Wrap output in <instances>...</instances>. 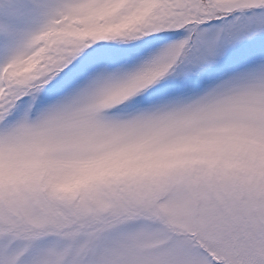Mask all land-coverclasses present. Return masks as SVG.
Returning a JSON list of instances; mask_svg holds the SVG:
<instances>
[{
    "label": "snow or ice",
    "instance_id": "6c2138e0",
    "mask_svg": "<svg viewBox=\"0 0 264 264\" xmlns=\"http://www.w3.org/2000/svg\"><path fill=\"white\" fill-rule=\"evenodd\" d=\"M0 264H264V0H0Z\"/></svg>",
    "mask_w": 264,
    "mask_h": 264
}]
</instances>
